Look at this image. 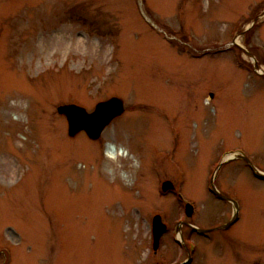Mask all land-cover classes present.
<instances>
[{
	"label": "rangeland",
	"instance_id": "obj_1",
	"mask_svg": "<svg viewBox=\"0 0 264 264\" xmlns=\"http://www.w3.org/2000/svg\"><path fill=\"white\" fill-rule=\"evenodd\" d=\"M263 15L264 0H0V264H264V179L227 161L244 150L264 173ZM112 97L124 111L100 138L69 135L60 106ZM213 180L240 203L232 230Z\"/></svg>",
	"mask_w": 264,
	"mask_h": 264
},
{
	"label": "water",
	"instance_id": "obj_2",
	"mask_svg": "<svg viewBox=\"0 0 264 264\" xmlns=\"http://www.w3.org/2000/svg\"><path fill=\"white\" fill-rule=\"evenodd\" d=\"M262 73V72H260ZM61 113H65L69 120V134L75 136L80 130H86L92 139H98L102 134L105 127L117 116L121 115L124 111L123 101L120 98H112L109 101L100 103L93 114H88L84 108L70 105L62 106L59 108ZM247 160L254 173L261 178H264V173L260 172L247 157H240ZM172 187L171 183L164 184V190ZM219 195V193L216 191ZM155 225V245L159 237L165 230V226H161L160 217L154 220ZM162 227V228H160Z\"/></svg>",
	"mask_w": 264,
	"mask_h": 264
},
{
	"label": "flooded vegetation",
	"instance_id": "obj_3",
	"mask_svg": "<svg viewBox=\"0 0 264 264\" xmlns=\"http://www.w3.org/2000/svg\"><path fill=\"white\" fill-rule=\"evenodd\" d=\"M256 18H257V17H256ZM256 18H255V19H256ZM255 24L257 25V24H259V23H257V22H256ZM220 231H221V230H220ZM213 233H214V231H213V230H211V231H209V232L205 233V234H204V236L211 235V234H213ZM182 247H183V249L185 248V250H184V251H186V252H187V255H188V256H192V253H190V251H189V248H187V247H186V246H184V245H183ZM160 248H161V247H160ZM159 250H160V249H159ZM159 250H158V251H156V250H155V251H154V253H156V254H157L158 252H160ZM161 263H164V264H191V258H189V259L185 260V261H184V262H182V263H179V262H175V263H172V262H171V263H169V262H167V263H166V261H163V262H161Z\"/></svg>",
	"mask_w": 264,
	"mask_h": 264
},
{
	"label": "bare ground",
	"instance_id": "obj_4",
	"mask_svg": "<svg viewBox=\"0 0 264 264\" xmlns=\"http://www.w3.org/2000/svg\"><path fill=\"white\" fill-rule=\"evenodd\" d=\"M61 42V41H60ZM114 144V143H113ZM108 146H109V148H108V150H109V154L110 153H114V150L112 149L113 147L111 146V144H108ZM125 154L127 155V153H125L123 150L122 151H119V153L117 154L116 153V156L115 155H113L114 156V158H116V157H118V156H125ZM233 157H230L229 159H232ZM242 218V217H241ZM234 228V226L231 228V230Z\"/></svg>",
	"mask_w": 264,
	"mask_h": 264
}]
</instances>
